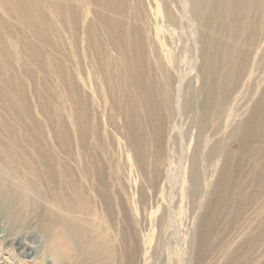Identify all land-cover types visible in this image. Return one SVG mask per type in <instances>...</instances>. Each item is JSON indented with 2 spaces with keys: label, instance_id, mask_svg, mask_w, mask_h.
<instances>
[{
  "label": "bare ground",
  "instance_id": "1",
  "mask_svg": "<svg viewBox=\"0 0 264 264\" xmlns=\"http://www.w3.org/2000/svg\"><path fill=\"white\" fill-rule=\"evenodd\" d=\"M132 1L136 6H131ZM188 2L191 19L200 26L202 61L196 75L199 85L180 80L177 87L179 68L168 61V51L157 43V33H154L157 24L146 9L141 12L137 7L140 6L137 3L144 6V0H0L6 14L18 20V26L26 31L23 36L5 27L14 42L24 47L26 55L39 47L56 48L58 44L49 39V34L57 32V25L69 30L73 38L85 34L83 41L92 49L94 70L113 98V113L108 123L118 131L121 126L118 128L117 119L122 120L123 131L119 130L120 139L124 141L122 148L132 157L140 180L136 193L66 191L71 183L64 179L59 188H53L48 156L37 146H34L32 162L35 165L31 170L23 173L17 167L20 156L15 154L14 147L21 140L33 145L35 141L30 132L23 129L19 133H8L6 141L2 138L0 204H12L11 221L18 228L31 231L38 226L39 234L47 243L50 264H138L136 227L144 235L149 220L155 215L147 191H161L159 185L169 163L184 158L183 151L189 153L186 196L191 204L203 189L212 163L215 159L222 160L211 204L191 234L189 249L192 264H211L208 258L218 217L229 211L231 204L241 205L239 196L252 183L241 185L236 175L232 178L233 158L236 159V174L243 161L259 163L264 153L255 147L259 137H264V91L245 120L239 121L235 116L226 126L231 111L229 103L239 89L248 57L256 42L264 36V0ZM172 4L178 11L181 9L177 0L163 1L166 24L180 27L182 19L172 11ZM89 6L94 9L89 10ZM89 11L90 17L87 16ZM87 104L82 101V110L87 109ZM229 127L224 137V128ZM11 134L16 135L14 139ZM234 139L238 149L233 153L227 143ZM187 141L190 147L193 145L191 151ZM114 159L109 157L118 172L116 179L122 184L125 168ZM11 178L22 180L28 191L19 190V185ZM43 186L49 191H40ZM250 199H255V193ZM42 213L45 219L36 223V216ZM163 218H156L155 222L160 225ZM246 249L242 248L241 254ZM238 256L236 251L225 264H240Z\"/></svg>",
  "mask_w": 264,
  "mask_h": 264
},
{
  "label": "rangeland",
  "instance_id": "2",
  "mask_svg": "<svg viewBox=\"0 0 264 264\" xmlns=\"http://www.w3.org/2000/svg\"><path fill=\"white\" fill-rule=\"evenodd\" d=\"M144 1V6L137 3L140 5L137 7H140L141 12L146 9L157 24L154 31L157 33V43L168 51V61L174 62L173 66H177L180 71L176 76L177 87L182 80L198 86L196 75L202 61L200 50L202 47L198 38L200 26L191 19L188 12L190 3L188 0H177L181 7L180 11L172 4V11L182 19L179 27L166 24L163 12L165 0ZM134 4L132 1L131 6H136ZM92 9L94 8L89 6V10ZM87 16H91L90 11ZM5 27L15 30L14 33L18 35H26V31L18 26V20L8 16L0 5V140L4 138L6 141L8 133H19L24 129V132L26 130L30 132L35 141L33 145H29L21 140L14 147L15 154L20 156L18 169L23 173L31 170L30 167L35 165L32 162L34 146H37L48 156V163L52 168V175L49 178L53 188L54 186L59 188L61 180L64 179L71 183L66 191H132L129 193L139 191L137 169L132 157H129L122 148L124 141L120 139V134L123 131V122L117 119L121 132L113 130L108 123L113 113L111 108L113 98L94 70L92 49L86 47L87 44L83 41L85 34L81 33L73 38L69 30L57 25V32L50 33L49 39L56 41L58 46L39 47L31 56L25 54L24 47L14 42ZM256 44L252 55L248 57L246 72L239 89L229 103L231 111L226 126L235 116L239 121L245 120L263 94L264 36ZM83 94L86 98H83ZM84 100L88 103L86 110H82ZM224 129L225 137L230 127ZM11 135L13 139L16 136ZM263 140V136L259 137L255 147L264 152ZM227 144L230 151L233 153L237 151L238 143L235 139ZM187 145L191 151L193 145L190 147V141H187ZM183 152L184 158L174 159L172 163L168 159L170 163L166 175L159 185L161 191H147L151 196L150 200L153 201L155 215L149 220L144 235H141L136 227L135 236L138 242L136 249L140 256L138 264H192L189 252L191 234L196 231L211 204L215 183L220 177L222 160L215 159L212 163L203 189L191 204L186 196L189 153ZM110 156L115 158L116 162L122 163V167L126 169H123L126 181L124 180L122 184L117 181L118 172L114 170L109 160ZM261 156L259 163L243 161L242 168L236 174H234L236 159L233 158L232 178L240 180L241 185L252 183L239 196L241 205L231 204L230 210L218 217L208 258L211 264H225L236 251L239 252L240 264H264V153ZM11 181L19 185V190L28 191L22 180L11 178ZM230 184L232 186L233 182L230 181ZM107 186L111 190H108ZM47 189L43 186L40 191H49ZM1 191L3 192L0 187V193ZM253 193L255 199H250ZM42 203L45 201L42 200ZM12 209L11 203L0 204V264H50L47 243L39 234L38 226L31 231L18 228L11 221ZM162 216L165 218L159 225L155 221ZM44 217L43 213L38 214L36 223L42 222ZM152 222L154 227L151 226ZM172 224L176 227H172ZM183 226L188 229L187 232ZM244 247L247 249L241 254Z\"/></svg>",
  "mask_w": 264,
  "mask_h": 264
}]
</instances>
